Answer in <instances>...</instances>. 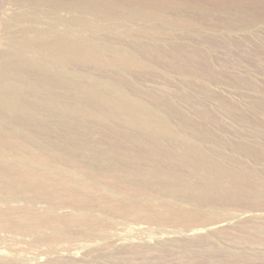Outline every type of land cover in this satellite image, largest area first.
Here are the masks:
<instances>
[{"label": "rangeland", "instance_id": "obj_1", "mask_svg": "<svg viewBox=\"0 0 264 264\" xmlns=\"http://www.w3.org/2000/svg\"><path fill=\"white\" fill-rule=\"evenodd\" d=\"M2 189L0 264H264V0H0Z\"/></svg>", "mask_w": 264, "mask_h": 264}, {"label": "bare ground", "instance_id": "obj_2", "mask_svg": "<svg viewBox=\"0 0 264 264\" xmlns=\"http://www.w3.org/2000/svg\"><path fill=\"white\" fill-rule=\"evenodd\" d=\"M11 178V177H10ZM13 181H14V179H13V177H12V179H10L9 181H7V183L6 184H8V186L9 187H7V185L5 184V185H3V186H1V188L3 187V188H6V190H10V189H12V187L11 186H14V183H13ZM5 192H4V189H2V191L0 192V196H2L3 198L4 197H6L7 195H6V193L4 194ZM18 224V223H17ZM23 231V230H22Z\"/></svg>", "mask_w": 264, "mask_h": 264}]
</instances>
